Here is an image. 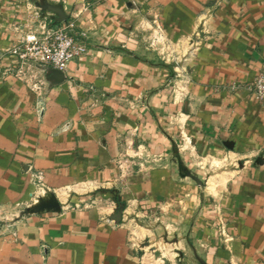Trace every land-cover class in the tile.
Wrapping results in <instances>:
<instances>
[{
  "label": "crops",
  "instance_id": "crops-1",
  "mask_svg": "<svg viewBox=\"0 0 264 264\" xmlns=\"http://www.w3.org/2000/svg\"><path fill=\"white\" fill-rule=\"evenodd\" d=\"M263 67L264 0H0V264H264Z\"/></svg>",
  "mask_w": 264,
  "mask_h": 264
},
{
  "label": "built area",
  "instance_id": "built-area-1",
  "mask_svg": "<svg viewBox=\"0 0 264 264\" xmlns=\"http://www.w3.org/2000/svg\"><path fill=\"white\" fill-rule=\"evenodd\" d=\"M44 32H30L11 50L22 65L43 66L67 74L70 63L87 54V46L77 35L73 24L43 26ZM36 90L42 84L35 85ZM252 94L264 102V67L252 85ZM40 179L41 174H36Z\"/></svg>",
  "mask_w": 264,
  "mask_h": 264
},
{
  "label": "water",
  "instance_id": "water-1",
  "mask_svg": "<svg viewBox=\"0 0 264 264\" xmlns=\"http://www.w3.org/2000/svg\"><path fill=\"white\" fill-rule=\"evenodd\" d=\"M54 80L57 84H60L65 81L66 76L63 72L58 70H53Z\"/></svg>",
  "mask_w": 264,
  "mask_h": 264
}]
</instances>
